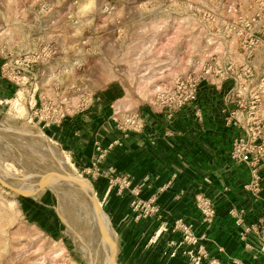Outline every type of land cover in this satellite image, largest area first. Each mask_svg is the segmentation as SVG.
Wrapping results in <instances>:
<instances>
[{"label":"rangeland","instance_id":"rangeland-1","mask_svg":"<svg viewBox=\"0 0 264 264\" xmlns=\"http://www.w3.org/2000/svg\"><path fill=\"white\" fill-rule=\"evenodd\" d=\"M188 83L240 105L243 122L264 125V0H0V174L11 184L0 177V264H106L102 234L113 264L262 258L257 238L242 239L246 208L229 210L246 258L226 259L222 245H205L216 217L205 220L198 196L216 205L215 196L194 195L199 223L174 217L161 198L175 176L156 184L105 164ZM132 113L143 120L139 130ZM73 175L94 189L109 235ZM131 222L150 225L131 228L130 240Z\"/></svg>","mask_w":264,"mask_h":264},{"label":"crops","instance_id":"crops-1","mask_svg":"<svg viewBox=\"0 0 264 264\" xmlns=\"http://www.w3.org/2000/svg\"><path fill=\"white\" fill-rule=\"evenodd\" d=\"M210 91L213 90L207 87L200 89L192 106L177 111L170 118L164 113L149 112L150 123L146 130L132 134L124 146H116L105 164L115 166L119 171L135 173L140 180L146 175L152 176L157 178L156 184L175 176V189L165 192L161 198L164 209L174 217L178 215L199 223L194 195L202 191L215 196L217 216L205 245L211 252H216V244L222 245L226 259H245L243 244L229 210L234 206L246 208L247 221H256L264 214V189L262 199L254 202L250 192L243 188L249 180V169L234 163L230 157L233 139L239 134L229 123L232 105L221 93ZM196 111L201 114V119L196 116ZM239 113L240 117L245 115ZM119 136L120 133L115 131L111 137ZM262 173L264 185V168ZM180 189H186L188 193L178 200L176 194ZM169 221L172 222L173 217ZM149 225L146 222L129 223L128 238L132 240L131 228H148ZM155 228L160 230L163 227L158 222ZM151 247L149 244L141 256L145 257ZM254 264H264V258Z\"/></svg>","mask_w":264,"mask_h":264},{"label":"built area","instance_id":"built-area-1","mask_svg":"<svg viewBox=\"0 0 264 264\" xmlns=\"http://www.w3.org/2000/svg\"><path fill=\"white\" fill-rule=\"evenodd\" d=\"M198 88L196 85L188 83V85L182 84L177 89L175 88L169 96L165 108L159 113L167 114L168 117H172L177 111L190 107L197 100ZM232 105L230 109L229 123L232 124L239 134L234 137L230 152L231 159L239 165H245L249 169L250 184L247 187L249 192L252 193L254 202L259 201V195L261 192V185L263 182L262 169L264 168V125L258 121L243 122L240 119V105L231 101ZM196 116L201 119V114L196 111ZM130 122L134 130H139L143 126V120L140 118L139 113H132L130 116ZM130 125V127H131ZM132 128V127H131ZM102 148H99V155ZM102 159H96L101 161ZM111 173L116 174L115 170L111 168ZM200 202L199 208L206 221H212L217 214L216 205L209 198L198 196ZM235 211V210H234ZM237 212V211H236ZM241 222V223H240ZM238 223L244 225V221L240 219ZM242 239L246 240L247 235H252L259 241L258 249L255 252V257L264 258V214L261 215L256 221L250 222L246 225V229L242 233ZM252 248V246H247Z\"/></svg>","mask_w":264,"mask_h":264},{"label":"bare ground","instance_id":"bare-ground-1","mask_svg":"<svg viewBox=\"0 0 264 264\" xmlns=\"http://www.w3.org/2000/svg\"><path fill=\"white\" fill-rule=\"evenodd\" d=\"M74 177L72 178L73 180H74V182H76V186H78V187H76L77 189L79 188L81 191H83L88 197H89V199H90V202H91V205H92V209H93V214H94V218L96 217V219H95V221H96V223H100V225H103L104 226V228H105V231L104 232H106L107 233V235H109V227H108V224H109V222H108V220L106 219V217H105V215H104V213L102 212V209H101V207H100V205H99V202L96 200V198H95V192H94V194L92 195V193H91V190H93L94 191V189H92V187H91V190H90V188H89V186L87 185V181L86 182H84L83 181V179H81V177H79V175L77 176V175H73ZM0 177L2 178V180H4L5 182H6V179H5V175H3V174H0ZM19 177V176H18ZM62 177V176H61ZM8 178V177H7ZM10 179V178H9ZM57 179V178H56ZM55 179V180H56ZM60 179H58L57 181H59ZM64 180V179H63ZM67 180H70L69 178H67ZM8 181V180H7ZM46 181V180H45ZM65 181V180H64ZM48 182V181H47ZM7 184H9L8 182H6ZM42 183V182H41ZM43 183H44V181H43ZM50 183V182H49ZM56 183V182H55ZM54 183V184H55ZM30 184V183H29ZM34 184V183H33ZM39 184V183H38ZM74 184V183H73ZM9 185H11V184H9ZM34 185H36V184H34ZM41 185V184H40ZM14 186V185H13ZM15 186H16V184H15ZM26 186H27V184H26ZM18 187V190L19 191H21V192H23V191H25V190H27L28 189V187ZM30 187H31V184H30ZM71 187H73V186H71ZM14 188V187H13ZM16 188V187H15ZM17 189V188H16ZM23 193H25V194H30V193H27V192H23ZM88 199V198H87ZM106 220V221H105ZM98 223V224H99ZM110 226V225H109ZM95 227V226H94ZM94 231V230H93ZM100 234V233H99ZM102 234V233H101ZM106 235V234H105ZM106 235V236H107ZM101 236V235H100ZM102 237H103V234H102ZM101 237V240H102V244H103V247L105 248V250L103 249V251H106V254H107V256H106V261H105V263L106 264H113V262H112V259L110 258V255H109V253H110V249L108 248L109 247V241L108 240H105V236L102 238ZM109 237V236H108ZM107 238V237H106ZM101 242H99V244H100ZM111 245L113 246V248H114V246H115V243H114V241L111 243ZM101 246V245H100ZM98 250V249H97ZM102 251V252H103ZM92 253V252H91ZM103 254V253H102ZM105 254V253H104ZM103 257V256H102ZM99 258V257H98ZM97 261V260H96ZM95 261V262H96ZM94 262V263H95ZM93 263V264H94ZM96 264V263H95ZM104 264V263H103Z\"/></svg>","mask_w":264,"mask_h":264},{"label":"water","instance_id":"water-1","mask_svg":"<svg viewBox=\"0 0 264 264\" xmlns=\"http://www.w3.org/2000/svg\"><path fill=\"white\" fill-rule=\"evenodd\" d=\"M17 192L21 193L22 195L27 196V194H25V193H23V192H21V191H19V190H17Z\"/></svg>","mask_w":264,"mask_h":264}]
</instances>
